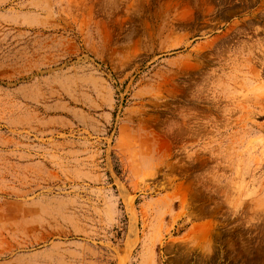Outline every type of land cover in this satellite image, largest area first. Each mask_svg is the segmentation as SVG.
<instances>
[{"label": "rangeland", "instance_id": "1", "mask_svg": "<svg viewBox=\"0 0 264 264\" xmlns=\"http://www.w3.org/2000/svg\"><path fill=\"white\" fill-rule=\"evenodd\" d=\"M254 56L264 0H0V264H264Z\"/></svg>", "mask_w": 264, "mask_h": 264}, {"label": "bare ground", "instance_id": "2", "mask_svg": "<svg viewBox=\"0 0 264 264\" xmlns=\"http://www.w3.org/2000/svg\"><path fill=\"white\" fill-rule=\"evenodd\" d=\"M222 40H226V37H223ZM237 59H238L237 55H234V57H229L228 61L227 60L225 61L226 67L230 66L231 62H232V64H235ZM249 60L252 61V64L251 65L247 64L249 67V70L246 71L242 75L243 80L246 84L249 85V87L247 86L246 89L252 90V91H254V89L257 91H259V90L261 91V92L259 91L260 93L258 92L259 94L256 95V97H258V98L256 100H254L255 102L252 101V104L255 107H258L261 112H264V57L262 58V61H260V59H258L255 56L252 57V59L250 58ZM254 83H255V88L254 87L250 88V84H254Z\"/></svg>", "mask_w": 264, "mask_h": 264}]
</instances>
